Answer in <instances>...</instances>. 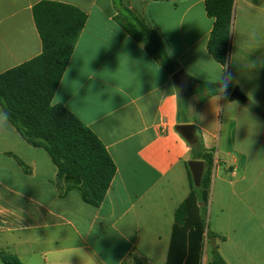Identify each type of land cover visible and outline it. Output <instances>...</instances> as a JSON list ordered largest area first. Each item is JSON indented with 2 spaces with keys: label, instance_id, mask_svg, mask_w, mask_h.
I'll use <instances>...</instances> for the list:
<instances>
[{
  "label": "crops",
  "instance_id": "crops-1",
  "mask_svg": "<svg viewBox=\"0 0 264 264\" xmlns=\"http://www.w3.org/2000/svg\"><path fill=\"white\" fill-rule=\"evenodd\" d=\"M40 1L0 0V74L42 53ZM50 1L88 16L53 102L96 134L117 171L102 204L88 205L78 191L62 196L44 149L12 125L0 131V264L1 254L22 264H166L175 212L191 192L184 124L214 159L207 223L216 237H204L201 264L213 244L226 264H264V0H235L227 68L208 52L206 0H121L161 37L175 73L118 25L115 0ZM179 71L194 81L189 94ZM199 82L221 87L200 103ZM236 88L246 103L230 101Z\"/></svg>",
  "mask_w": 264,
  "mask_h": 264
},
{
  "label": "trees",
  "instance_id": "trees-1",
  "mask_svg": "<svg viewBox=\"0 0 264 264\" xmlns=\"http://www.w3.org/2000/svg\"><path fill=\"white\" fill-rule=\"evenodd\" d=\"M252 2L259 5L262 0ZM115 5L118 25L141 43L164 69L175 73L177 65L170 59L158 33L121 0H115ZM234 5L235 0L205 1L207 15L214 20L208 52L225 68L229 63ZM33 18L43 51L0 74V106L10 112L11 125L28 144L48 153L65 181L62 196L78 191L86 204L99 207L116 175V165L96 134L64 106L53 102L88 16L74 5L43 0L34 5ZM220 87L199 82L200 103L217 93ZM191 147L192 159L203 160L205 171L200 187L195 186L190 172L191 192L175 212L166 264H201L204 237L210 243H214L216 237L207 223L214 159L200 141ZM212 254L210 264H226L214 244ZM1 257L4 264H22L16 256L1 254Z\"/></svg>",
  "mask_w": 264,
  "mask_h": 264
},
{
  "label": "water",
  "instance_id": "water-1",
  "mask_svg": "<svg viewBox=\"0 0 264 264\" xmlns=\"http://www.w3.org/2000/svg\"><path fill=\"white\" fill-rule=\"evenodd\" d=\"M175 80L178 84L179 90L183 94H189L194 88L193 79L188 76L185 72L179 71L175 74ZM230 101H239L242 103L247 102L246 96L242 94L237 88L234 89L230 95ZM178 130L191 144H195L196 139V129L191 124L179 125ZM190 172L192 174L193 182L196 187H200L201 181L205 171V164L201 160H191L188 163Z\"/></svg>",
  "mask_w": 264,
  "mask_h": 264
},
{
  "label": "clouds",
  "instance_id": "clouds-1",
  "mask_svg": "<svg viewBox=\"0 0 264 264\" xmlns=\"http://www.w3.org/2000/svg\"><path fill=\"white\" fill-rule=\"evenodd\" d=\"M55 97L58 98V102H59V97L58 96H55ZM10 121H11L10 112L0 108V131L9 129L11 127Z\"/></svg>",
  "mask_w": 264,
  "mask_h": 264
},
{
  "label": "rangeland",
  "instance_id": "rangeland-1",
  "mask_svg": "<svg viewBox=\"0 0 264 264\" xmlns=\"http://www.w3.org/2000/svg\"><path fill=\"white\" fill-rule=\"evenodd\" d=\"M6 145V141L0 136V146ZM1 263V262H0Z\"/></svg>",
  "mask_w": 264,
  "mask_h": 264
}]
</instances>
